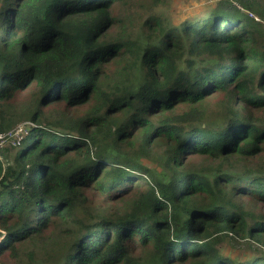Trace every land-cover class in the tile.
Wrapping results in <instances>:
<instances>
[{
	"label": "trees",
	"instance_id": "16d2710c",
	"mask_svg": "<svg viewBox=\"0 0 264 264\" xmlns=\"http://www.w3.org/2000/svg\"><path fill=\"white\" fill-rule=\"evenodd\" d=\"M171 1L0 0L1 264H264V0Z\"/></svg>",
	"mask_w": 264,
	"mask_h": 264
},
{
	"label": "rangeland",
	"instance_id": "374dc122",
	"mask_svg": "<svg viewBox=\"0 0 264 264\" xmlns=\"http://www.w3.org/2000/svg\"><path fill=\"white\" fill-rule=\"evenodd\" d=\"M217 2V0H173L171 1L170 5L165 9L166 15L170 20L174 23H180L181 19H192L195 16H198L199 14H202L205 10V12L210 11L213 8V5ZM237 5V4H236ZM239 6V5H238ZM240 9L241 6H240ZM247 14L251 17V15L257 17L253 11L246 10ZM259 20V18H258ZM260 21V20H259ZM30 97L29 93H22L20 97V102L23 104L18 105H25L26 100ZM152 98H147L146 101L150 102ZM25 102V103H24ZM71 111L72 116L79 117L82 116L86 111L87 107H81V108H74V109H67L65 103L60 104H54L49 107V110L46 112L47 114L55 115L57 114L55 112H67ZM71 116V117H72ZM57 118V117H54ZM30 121V119L23 120L15 125V127L11 128L7 132L0 133V155H4L5 159H9L12 161L16 154L19 152L21 142L23 140V137L21 139L14 138L15 132L17 127L22 124H26ZM29 134L31 131H29ZM2 160L4 159L3 156H0ZM148 165L153 167V165H156V162L152 161H146ZM159 167V165H157ZM243 248V249H242ZM223 252L231 256L232 258L239 257L240 259H245L247 256V253L249 249H247V246L244 242L236 243V242H228L222 245ZM1 264V263H0ZM2 264H6L5 262H2Z\"/></svg>",
	"mask_w": 264,
	"mask_h": 264
},
{
	"label": "built area",
	"instance_id": "2783aa9c",
	"mask_svg": "<svg viewBox=\"0 0 264 264\" xmlns=\"http://www.w3.org/2000/svg\"><path fill=\"white\" fill-rule=\"evenodd\" d=\"M251 17L258 20V18L253 16V15H251ZM35 126L36 125L33 122H28L25 125L22 124L21 126L19 125L16 129L14 138L19 137V139H21L22 136H24L23 137V139H24L29 134L28 130L31 131Z\"/></svg>",
	"mask_w": 264,
	"mask_h": 264
}]
</instances>
